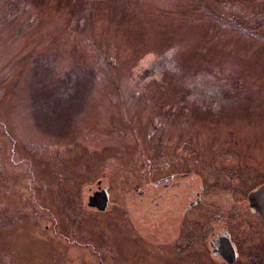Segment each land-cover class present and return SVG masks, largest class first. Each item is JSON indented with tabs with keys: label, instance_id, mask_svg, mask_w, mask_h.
<instances>
[{
	"label": "rangeland",
	"instance_id": "obj_1",
	"mask_svg": "<svg viewBox=\"0 0 264 264\" xmlns=\"http://www.w3.org/2000/svg\"><path fill=\"white\" fill-rule=\"evenodd\" d=\"M240 161L264 171V0H0V264H198L224 225L264 256Z\"/></svg>",
	"mask_w": 264,
	"mask_h": 264
},
{
	"label": "flooded vegetation",
	"instance_id": "obj_2",
	"mask_svg": "<svg viewBox=\"0 0 264 264\" xmlns=\"http://www.w3.org/2000/svg\"><path fill=\"white\" fill-rule=\"evenodd\" d=\"M261 162L262 161H259V163ZM236 163L232 165L233 168L232 170L234 171L233 173L236 180H242V181L246 180L248 182H251L252 180H254V177L256 175L259 176L258 178L260 182L255 184V186L252 187L249 186L248 188H243L242 191L244 194V200L246 201L244 202V211L246 213L245 218L251 224L254 225L256 223L259 226V224L252 219V216H254L258 221L262 223H264V218L259 214L257 210H255V208L251 204L252 201L250 200V195L252 192L256 191L262 185H264V171L259 169L260 165H255L257 167L256 168L252 164L246 165L241 161L238 164H244L243 167H245L246 170H239L240 166L237 165ZM174 176L176 175L173 174L171 176L164 177L161 179H164L163 180L165 181L164 184H167L168 181H170ZM96 187L99 188L100 186L96 185ZM200 188L201 190L205 191L204 186H200ZM202 193L201 194L198 193L199 196L197 197V199L200 202L203 196ZM190 209L191 208L187 206L184 209V211L183 210L181 211L182 215H186L185 213H187ZM167 213L172 214L173 212L168 211ZM238 232L242 233L241 231ZM251 242L255 243L253 241ZM181 248L186 250L185 247L178 246V251ZM258 248L259 246L245 245L242 239H238V235L235 234L233 236L230 228H228L227 225H224V226H220L218 229H214L213 233H211L210 237L208 238L206 245L203 246V248L200 250L201 254L194 256L193 259H196V261H198V264H205L209 262L215 264H258L259 262L264 260V256L259 254L260 252H258Z\"/></svg>",
	"mask_w": 264,
	"mask_h": 264
},
{
	"label": "water",
	"instance_id": "obj_3",
	"mask_svg": "<svg viewBox=\"0 0 264 264\" xmlns=\"http://www.w3.org/2000/svg\"><path fill=\"white\" fill-rule=\"evenodd\" d=\"M109 200V195L107 189L104 187L101 190L95 191L91 196H89L88 205L95 207L100 211H104L107 208ZM251 204L259 212V214L264 218V185L259 189L252 192L250 195Z\"/></svg>",
	"mask_w": 264,
	"mask_h": 264
}]
</instances>
